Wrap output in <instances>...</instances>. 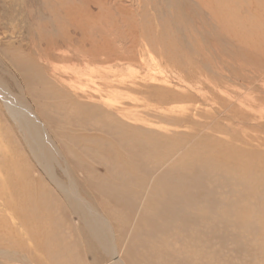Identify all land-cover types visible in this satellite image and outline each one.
<instances>
[{"label":"rangeland","instance_id":"374dc122","mask_svg":"<svg viewBox=\"0 0 264 264\" xmlns=\"http://www.w3.org/2000/svg\"><path fill=\"white\" fill-rule=\"evenodd\" d=\"M63 1L68 12L77 7L80 23L90 20L86 27L43 28L42 21L58 18L39 11L38 0L28 4V12L19 10L22 19L0 11V74L15 94L32 74L30 65L22 69L12 62L10 47L4 51L13 39L41 71L38 80H28L32 107L71 160L80 205H93L111 223L112 241L126 261L121 262L264 264V0ZM88 1L95 2L92 17L85 11ZM65 17L61 20L70 21ZM1 100L0 203L15 205L11 222L27 241L0 230V242L13 250L11 264H109L81 214L69 208L48 174L29 162L18 125ZM220 140L230 141L233 152ZM79 142L85 146L79 148ZM46 151L54 168L58 165L53 174L70 184L59 169L62 159ZM239 156L245 158L244 170L237 163L227 167ZM18 179L16 189L7 187V180L11 186ZM43 196L46 204L39 202ZM2 204L0 212L9 219ZM30 229L32 240L25 236ZM44 234L48 242L41 244ZM38 255L36 263L32 258Z\"/></svg>","mask_w":264,"mask_h":264},{"label":"bare ground","instance_id":"6f19581e","mask_svg":"<svg viewBox=\"0 0 264 264\" xmlns=\"http://www.w3.org/2000/svg\"><path fill=\"white\" fill-rule=\"evenodd\" d=\"M37 0H20V1H17V0H7L6 1V4L1 6L0 5V11L2 9H6L7 13V17L8 19H11L13 18V16H18L19 15V18L22 19V16L20 14L17 15V13L19 12L20 9H24L26 10L27 12L29 11V7H28V4H31L32 7L34 6L35 2ZM42 3L41 5V8H39V11L42 10L43 13L46 14H49V16L53 15V16H56L58 18L57 21H53V22H50V21H47V22H43L41 24H39L40 26H42L43 28H46V27H57L59 29H71V28H82V27H86V25L89 23L90 20L84 22V23H80V21L77 20L78 18V12L76 11L77 10V7H72L73 8V11L72 12H68L67 9L65 8H61V6L65 5V2L63 0H52L54 3H58L59 4V7L60 8H57L58 5H51L49 7H46L45 5H47L46 3V0H38ZM51 1V0H50ZM156 2V1H154ZM37 3V2H36ZM40 3V4H41ZM95 3V2H93ZM93 3L92 2H87L86 3V6H85V11L88 13V15H93ZM157 5V4H156ZM71 6V5H70ZM111 6V5H110ZM39 7V6H38ZM69 8V4H68V7ZM234 8V7H233ZM63 13H65V15L67 16V18L65 17L64 20L67 21L70 19V21L68 22H64L61 20V16L63 15ZM243 15V13H242ZM15 16V17H16ZM239 16V15H238ZM246 16V15H245ZM14 17V18H15ZM18 18V20H19ZM16 19V18H15ZM91 19V18H90ZM106 19V18H105ZM104 19V20H105ZM13 20V19H11ZM53 20V19H52ZM161 20V19H160ZM16 21V20H15ZM21 21V20H20ZM26 21V20H25ZM19 24V23H18ZM79 24H81L82 26L80 27ZM16 25L17 24H14L12 26V30H11V34L13 32H15L17 30L16 28ZM111 26V25H110ZM93 28V27H92ZM126 28V26H125ZM104 31V30H103ZM110 32V31H109ZM222 32V31H221ZM220 32V33H221ZM27 33V32H26ZM40 33V31H39ZM140 33V32H139ZM222 34V33H221ZM109 36V34H107ZM185 35V34H184ZM142 36V34H141ZM187 36V35H186ZM104 38V37H103ZM144 38V37H143ZM157 38V37H156ZM147 39V38H145ZM240 40V39H239ZM70 41V40H69ZM92 41V40H91ZM89 41V42H91ZM138 41V40H137ZM233 41V39H232ZM231 41V42H232ZM235 41H238V40H235ZM253 41V40H252ZM97 42V41H96ZM118 42V41H117ZM264 42V41H263ZM109 43V42H108ZM128 43V42H127ZM233 43V42H232ZM26 44V43H25ZM71 45V43H70ZM115 46V44H114ZM118 46V45H117ZM9 47L11 48V55H10V58L12 60L13 63H15L17 66L19 65L20 68L23 67L24 63H26L27 65H30V68H31V76L29 77V79H25L23 80L24 82V86H19V88L21 87L22 89L20 90L21 91V94H15V93H12L11 90H9V87H8V82L6 81V77L1 75L0 74V96L2 98L1 100V103L3 104V106L5 107L6 109V112H8V116H11V118L16 122V124L18 125L17 126V134L19 136V138L21 139L22 138V142H23V145H25V147H27V152H29L27 155H28V159H29V162H33L36 164V166L39 168V170L45 172L48 174L49 176V180H50V183L56 187V188H59V190H61L63 192V197L66 198V201L68 202L69 204V208L76 212V213H80L81 214V219H82V222H83V225L85 227V230L87 232H89L90 236L92 237V239L99 245V247L101 248V250L103 251V254H104V259L109 261V264H123L121 261L124 260L122 258V256L120 255V253L116 250V244L113 243L112 241V237H111V231H112V228H111V223H109V221L106 220V218H103L102 215H100V213L94 209L93 205H92V208H83L82 205H80L79 203V192H78V188H77V184H76V180L74 178V176H72V163L70 162L71 160L66 156V152L64 150V147L62 146V143L60 142V140L58 141L55 136L53 135L52 131L50 129H48L46 127V125H44V123L41 121L40 117L36 115L35 113V110L34 108L32 107V103H35L32 101V99L26 94V88L28 87V85L30 84L28 82V80H38L36 79L35 77H38L41 75V71L39 69V67L37 65H35L34 62H32L30 60V58L28 57V51H25V47L21 46V45H15L14 44V41L13 39L9 42H7V45L5 46L4 48V51L9 53ZM116 47V46H115ZM114 47V48H115ZM66 49V48H65ZM118 49V48H117ZM116 49V50H117ZM58 50V49H57ZM59 51V50H58ZM67 51V50H66ZM116 52V51H115ZM121 52V51H120ZM31 53V52H30ZM116 54V53H115ZM125 54V53H124ZM127 54V53H126ZM117 55V54H116ZM33 56V55H32ZM66 56V55H65ZM120 56V55H118ZM31 57V56H30ZM127 57V56H126ZM200 57V56H199ZM128 58V57H127ZM56 59L60 61L61 59V56L60 54L57 53V56H56ZM64 59V58H63ZM201 59V58H200ZM119 60V59H118ZM121 60V59H120ZM208 61V60H207ZM2 62V61H1ZM50 62V61H48ZM178 62V61H177ZM204 62V61H203ZM209 62V61H208ZM52 63V62H51ZM176 63V62H175ZM151 64V63H150ZM204 64V63H203ZM148 65V64H146ZM177 65V64H176ZM202 65V64H201ZM59 66V65H58ZM154 66V65H153ZM197 66V65H196ZM220 66V65H219ZM148 67V66H146ZM155 67V66H154ZM174 67V66H173ZM181 67V66H180ZM221 67V66H220ZM29 68V69H30ZM59 68V67H58ZM58 68H56L57 70H59ZM104 68V67H103ZM145 68V66H144ZM193 68V67H192ZM191 68V69H192ZM214 68V67H213ZM23 69V68H22ZM28 69V68H27ZM146 69V68H145ZM187 69V68H186ZM194 71L196 70L195 68H193ZM209 69V68H208ZM60 70H61V67H60ZM59 70V71H60ZM125 70V69H124ZM174 70V69H173ZM179 70V69H178ZM211 70V69H210ZM242 70V69H241ZM9 71V70H8ZM64 71V70H62ZM60 71V72H62ZM197 71V70H196ZM219 71V70H218ZM12 72V71H11ZM20 74L23 76L26 77V74L24 73V70H20L19 71ZM51 72V71H50ZM192 72V71H191ZM206 72V71H205ZM222 72V71H221ZM64 73V72H63ZM62 73V74H63ZM104 73V72H103ZM123 73V72H121ZM194 73V72H192ZM203 73V72H202ZM223 73V72H222ZM66 74V73H65ZM76 76H75V80L76 82H79L81 84V75L75 73ZM74 74V75H75ZM106 74V73H105ZM138 74V73H137ZM195 74V73H194ZM193 74V75H194ZM57 74H55L56 76ZM73 75V74H72ZM120 75V74H119ZM182 75V74H181ZM186 75V74H185ZM214 75V74H213ZM216 75V74H215ZM142 76V75H141ZM200 76V75H199ZM59 77V76H58ZM83 77V76H82ZM88 77V76H87ZM86 77V78H87ZM206 77V76H205ZM17 78V77H16ZM57 78V77H56ZM62 79V78H61ZM59 79V80H61ZM92 79V78H91ZM205 79V78H204ZM56 80V79H55ZM58 80V79H57ZM58 80V81H59ZM64 80V78H63ZM67 80V79H65ZM64 80V81H65ZM251 80V79H249ZM12 81V80H11ZM68 82L70 80H67ZM73 81V83H74ZM138 81V80H137ZM244 81V80H243ZM19 82V80H18ZM66 82V81H65ZM71 82V81H70ZM69 82V84H70ZM200 82V80H199ZM207 82V81H206ZM13 83V82H12ZM59 83V82H58ZM62 83V82H61ZM59 83V84H61ZM203 83V82H202ZM10 84V83H9ZM72 84V83H71ZM77 84V83H76ZM64 85H67L64 83ZM78 85V84H77ZM221 85V84H220ZM14 86V85H13ZM52 86V85H51ZM54 86V85H53ZM52 86V90H53V87ZM73 86V85H71ZM70 86V87H71ZM209 86V85H208ZM60 87V86H59ZM66 88V86H64ZM69 87V85H68ZM81 87V86H80ZM150 87V86H149ZM43 88V87H42ZM75 88L74 86L72 87V89ZM162 88V87H161ZM12 89V88H10ZM16 89V88H15ZM56 89V87H55ZM81 89V88H79ZM141 89V88H140ZM199 89V87H198ZM181 90V89H180ZM51 91V90H50ZM79 91V90H78ZM208 91V90H207ZM28 92V91H27ZM140 92V91H139ZM174 92V91H173ZM137 93V92H136ZM142 93V92H141ZM223 94V93H222ZM140 95V94H139ZM193 96V95H192ZM203 97V96H202ZM208 97V96H207ZM45 98V97H44ZM195 98V97H194ZM46 99V98H45ZM90 99V98H89ZM142 100V99H141ZM194 100V99H193ZM79 101V100H78ZM221 101V100H220ZM136 102V101H135ZM206 102V101H205ZM37 103V102H36ZM92 103V102H91ZM108 103V102H107ZM207 103V102H206ZM90 104V103H89ZM222 104V103H221ZM40 105V104H39ZM93 105V104H92ZM47 106V105H46ZM187 106V105H186ZM39 107V106H38ZM45 107V105H44ZM62 108V107H61ZM38 110V109H37ZM99 110V109H98ZM206 110V109H205ZM100 111V110H99ZM102 111V110H101ZM56 112V111H55ZM256 112V111H255ZM172 114V113H171ZM255 114V113H254ZM38 115H40L38 113ZM132 115V114H131ZM204 115V114H203ZM109 116V115H107ZM112 116V115H111ZM173 116V115H172ZM194 116V115H193ZM206 116V115H205ZM114 117V116H113ZM118 117V116H117ZM129 117V116H128ZM224 117V115H223ZM245 117V116H244ZM112 118V117H111ZM261 118V117H260ZM116 119V118H115ZM194 119V118H193ZM121 120V119H120ZM143 120V119H142ZM197 120V119H196ZM251 120V118H250ZM218 121V120H217ZM246 121V120H245ZM249 121V120H248ZM147 122V121H146ZM198 122V121H197ZM40 123L43 124V127L40 126ZM123 123V121H122ZM137 123V122H136ZM261 123V122H260ZM247 124V123H245ZM263 124V123H262ZM253 125V124H252ZM249 126V125H248ZM258 127V126H257ZM256 127V128H257ZM111 128V127H110ZM251 128V127H249ZM213 130V128H212ZM261 130V128H260ZM112 131V130H111ZM204 131V130H203ZM202 131V132H203ZM95 132V131H94ZM116 132V131H115ZM213 132V131H212ZM215 132H218L215 131ZM222 132V131H221ZM127 133V132H126ZM129 133V131H128ZM127 133V134H128ZM219 133V132H218ZM68 134V133H67ZM76 132H73V135L74 137L72 138H76L77 135ZM216 134V133H215ZM249 134V133H248ZM130 135V134H129ZM128 135V136H129ZM132 135V134H131ZM130 135V136H131ZM209 135V133H208ZM218 135V134H217ZM115 136V135H114ZM216 136V135H215ZM225 136V135H224ZM122 137V136H121ZM120 137V139H121ZM124 137V136H123ZM196 138V137H195ZM209 138V137H208ZM212 138V137H211ZM219 138V137H218ZM217 138V139H218ZM78 139V138H77ZM194 139V138H193ZM192 139V140H193ZM213 139V138H212ZM124 140V139H123ZM197 140V139H196ZM78 141V140H77ZM96 141V140H95ZM101 141V140H100ZM214 141V140H213ZM218 141V140H217ZM221 141V140H220ZM225 141V140H224ZM137 142V141H135ZM147 142V141H146ZM160 142V140H159ZM215 142V141H214ZM219 142V141H218ZM223 142V141H221ZM40 143H43V148L40 147ZM82 142H79L78 144V147L79 148H83L85 145H81ZM133 143V142H132ZM149 145L150 143L147 142ZM224 143V142H223ZM141 144V143H140ZM225 144V145H224ZM223 144V147H226L227 149H230L228 148V145H233L231 144L230 141H227L226 143ZM75 145V144H74ZM134 145V144H133ZM152 145V144H151ZM150 145V146H151ZM218 145V143H217ZM222 145V143H221ZM76 146V145H75ZM236 148L239 147L238 145H234ZM234 146H232V148H234ZM220 147V146H219ZM185 148V147H184ZM225 148V149H226ZM137 149H139V147H137ZM235 149V148H234ZM240 149V148H239ZM6 150V149H5ZM54 151L57 153V155L62 159L63 163L61 164V167L59 165V169H61L62 171L66 172V176L65 177L66 179H68V182L67 183H70V184H66L65 182L61 181L60 179H58L59 177H56L54 174H53V171H55L56 169H58V165H57V168H54V158L51 156L50 153H47L48 156L45 154L47 151ZM174 150V149H173ZM177 150V149H176ZM181 150V149H180ZM183 150V149H182ZM222 150V149H221ZM224 150V149H223ZM232 149H230L231 151ZM42 151V152H41ZM162 151V150H161ZM226 151V150H225ZM235 151V150H234ZM73 154H74V151L72 150ZM72 152L68 150V154L72 156ZM184 152V151H183ZM189 152V151H188ZM227 152V151H226ZM233 152V150L231 151ZM240 153L241 151H238L237 149V152L236 153ZM255 152V151H254ZM179 152H172V155L175 156L177 155ZM162 154V153H161ZM159 154V155H161ZM225 154V153H224ZM232 154V153H231ZM246 154V153H244ZM164 155V154H162ZM226 155H229L228 152ZM233 155V154H232ZM247 155V154H246ZM256 156L258 155L257 153L255 154ZM77 155H74V157H76ZM118 156V157H117ZM115 158L117 160H119V162H122L123 165H125V163L127 164V159L126 161H124L122 158L120 160V157L119 155H117ZM166 156V155H164ZM172 156V157H173ZM238 156V154H237ZM163 157V156H161ZM186 158L190 159L191 158V153L189 155L186 154L185 156ZM194 157V156H193ZM78 158V157H77ZM171 158V157H170ZM175 161L177 162V157L174 158ZM196 160H198V156L196 155V157L194 158ZM263 161H264V158H261ZM156 160H159L160 161V158L158 157L157 155V158ZM165 160V159H164ZM125 163H124V162ZM136 161V160H135ZM234 161H238V162H234ZM263 161H260L261 163V166L263 167L264 166V163ZM245 158L244 156H239L237 157V159L235 160H231L229 162V164L227 165V167L229 165H234L235 163H237L239 166H240V169L241 170H244L245 168ZM160 163L161 162H157V166L158 167H161L160 166ZM94 164V163H93ZM129 164V163H128ZM136 164V162H135ZM178 164V163H177ZM176 164V167H180V165H177ZM131 165V163H130ZM213 166V165H211ZM150 167H155V164L152 163ZM54 168V169H53ZM126 168L129 169L128 172H132L134 171V169H130V167L128 168L127 165H126ZM76 169V168H75ZM179 169V168H178ZM213 169V168H212ZM79 170V168H78ZM232 170V169H231ZM178 171V170H177ZM247 171V170H246ZM261 171L263 172L264 171V168L261 169ZM216 173L220 172L219 170H216L214 171ZM226 176V175H225ZM241 176V175H240ZM263 177V176H262ZM137 180V179H136ZM264 180V177L263 179ZM138 181H140L138 179ZM252 181V180H251ZM254 181V180H253ZM256 181V180H255ZM248 182V181H247ZM251 184H253L252 182H250ZM258 183V182H257ZM7 184V187L8 188H17L18 186H20L21 182H20V179H18L17 181H14L13 180V184L10 186L11 184V181L10 180H7L6 182ZM261 184V183H260ZM257 185V184H256ZM179 186L181 187L182 184L179 180ZM239 186V185H238ZM72 187L74 189H72ZM133 187V185H132ZM243 187V186H242ZM183 188V187H181ZM238 188V187H237ZM244 188V187H243ZM253 188V187H252ZM184 189V188H183ZM252 190V189H251ZM259 190V189H258ZM12 191V190H11ZM69 191L73 192V193H70ZM14 192V191H13ZM36 192V191H35ZM250 192V191H249ZM3 193V192H2ZM19 193V192H18ZM7 194V193H6ZM14 196V198H16L17 200H20L19 198L16 197V194H12ZM261 197V196H260ZM4 198V197H3ZM5 199V198H4ZM43 200V204H46V200L43 196V198H39V202H41ZM2 201V200H1ZM9 201V199H8ZM3 203V201L0 203V205ZM13 203V202H12ZM4 204V207L3 209L1 210L2 212H8L9 215V219L7 217H5L1 212H0V223L2 225V227H0V230H3L6 232L7 236L11 239H14V240H18L20 241L21 243H24V242H27L26 239L20 235L18 233V230L17 228L15 227V225L11 222V218L17 214V209L15 208V205H13V208H12V205L8 202L3 203ZM2 204V205H3ZM50 205V204H49ZM1 207V206H0ZM24 207V206H23ZM47 207V206H45ZM58 208V207H57ZM28 209V208H26ZM40 209V207L38 208V210ZM55 209V208H54ZM53 209V210H54ZM45 210H48V211H51V209L49 208H45ZM28 211V210H27ZM57 215H58V212L57 210H55ZM7 216V214H5ZM28 215V214H27ZM20 216L22 219H24V223L26 222V218L24 217V214L23 213H20ZM116 217V216H115ZM40 225V224H39ZM41 227H44L43 224H41ZM44 230H46L44 228ZM114 230V229H113ZM38 231V230H37ZM47 231V230H46ZM45 232V231H44ZM43 232V233H44ZM32 230L30 229L28 232L25 233V236L28 237L30 240H32V237L31 235L32 234ZM42 233V232H41ZM47 234V233H46ZM46 234H44L45 236L43 237V239L41 241H39L41 244H46L48 242V236H46ZM138 237V236H137ZM116 240V239H115ZM3 247L1 250H0V257L2 259V262L3 264H11V263H14V256H13V250L10 249V248H6L3 246V244L0 242V248ZM119 247V246H118ZM127 248V246H125ZM126 251V250H124ZM86 257V256H85ZM124 257V256H123ZM41 258V255H38L37 258H32L36 263H37V259H40ZM126 258V257H125ZM125 261V260H124ZM65 262V261H63ZM96 262V261H95ZM126 262V261H125ZM85 263V262H84ZM90 263V262H89ZM38 264V263H37Z\"/></svg>","mask_w":264,"mask_h":264}]
</instances>
